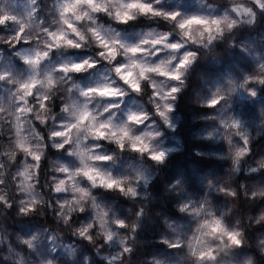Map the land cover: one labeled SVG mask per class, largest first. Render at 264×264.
Here are the masks:
<instances>
[{
  "label": "clouds",
  "instance_id": "clouds-1",
  "mask_svg": "<svg viewBox=\"0 0 264 264\" xmlns=\"http://www.w3.org/2000/svg\"><path fill=\"white\" fill-rule=\"evenodd\" d=\"M0 264H264V0H0Z\"/></svg>",
  "mask_w": 264,
  "mask_h": 264
},
{
  "label": "trees",
  "instance_id": "trees-1",
  "mask_svg": "<svg viewBox=\"0 0 264 264\" xmlns=\"http://www.w3.org/2000/svg\"><path fill=\"white\" fill-rule=\"evenodd\" d=\"M187 159V154L185 155V160Z\"/></svg>",
  "mask_w": 264,
  "mask_h": 264
}]
</instances>
